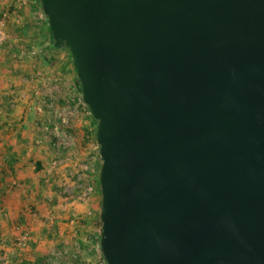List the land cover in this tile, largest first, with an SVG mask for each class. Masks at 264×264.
<instances>
[{"label": "water", "instance_id": "obj_1", "mask_svg": "<svg viewBox=\"0 0 264 264\" xmlns=\"http://www.w3.org/2000/svg\"><path fill=\"white\" fill-rule=\"evenodd\" d=\"M97 120L107 264H264V0H39Z\"/></svg>", "mask_w": 264, "mask_h": 264}, {"label": "crops", "instance_id": "obj_2", "mask_svg": "<svg viewBox=\"0 0 264 264\" xmlns=\"http://www.w3.org/2000/svg\"><path fill=\"white\" fill-rule=\"evenodd\" d=\"M0 16L4 20L7 34L1 48L7 44L15 48V51L20 52L23 49L25 54L34 45L40 46L42 55H45L42 57L43 61L52 62L53 66L57 64V67L64 69L66 67L71 72L72 59L65 48L55 49L50 46L51 32L38 0H0ZM11 47L0 51V107L3 109L0 114V258L5 254L8 258H15V253L21 255L26 249L32 253L38 251L39 240L48 234L52 217H67L71 221L74 219L73 225L77 227L83 220L85 209L91 212V207L94 212L97 205L100 208L101 201L95 189L91 193L89 204L61 197L56 190H52L53 184L48 181L53 176V172H50L52 154L46 149L39 150L38 155L35 154L38 157L34 159L36 165L31 166L39 173V180L36 181L32 176L34 169L30 170L31 167L26 164L29 154L32 153L26 148L27 139H31L28 127L32 121L26 119L31 117L32 109L40 110V105L34 106V101L30 98L34 93L33 89H28L31 92L25 95L26 98L21 100V104L17 103L12 108L11 104L6 103L7 95L12 92L9 81L13 82L14 78L7 61L8 54L12 52ZM70 77V84L77 88V77ZM86 118V124L82 127L89 131L94 120L92 116ZM81 173L84 174V171ZM84 222L86 229H93L94 233L97 231L92 224L88 227V219ZM20 236H24V243L18 246L16 240ZM19 264L31 262L25 260Z\"/></svg>", "mask_w": 264, "mask_h": 264}, {"label": "rangeland", "instance_id": "obj_3", "mask_svg": "<svg viewBox=\"0 0 264 264\" xmlns=\"http://www.w3.org/2000/svg\"><path fill=\"white\" fill-rule=\"evenodd\" d=\"M8 46L11 47L5 44L0 51ZM64 48L68 52V49ZM10 50L12 52L8 54L9 57L7 58L10 66L8 69L14 75V78L12 79L13 82L9 81L11 84L9 89L12 92L7 95L9 103H6L11 104L12 108L17 103L21 104V100L26 98L25 95L33 89L34 93L30 98L34 101V106L40 105V110L32 109L31 117L26 119L29 122L32 121L30 127H28L30 131L28 134L31 139H27L26 146L29 152L32 153L29 154L26 164L29 167L36 165L34 159L38 158L39 150L46 149L50 152V155L52 154L50 172H53V176L48 180L53 184L52 190H56V193L61 197L82 201L77 197L78 191L83 186L90 184L93 188L92 192L95 189L99 198H101L99 192L101 157L95 135L96 124L93 122L89 131L82 127L88 118L86 116L92 115L82 100L80 85L74 88L70 84V80L72 81L70 75L73 78L77 77L73 63L71 64V72H68L66 67L65 69L57 67V64L53 66L52 62L43 61L42 57L45 55H42L40 46L36 45L31 49L34 50L33 53H30L29 50L28 53H23L21 56L20 54L17 55L18 51H15V48L11 47ZM28 89H31V91L28 92ZM62 107L70 108L74 112L66 126L67 132L71 135L70 145L66 147L57 145L50 131L52 122L56 120L53 116V110ZM43 111L44 114H42ZM86 111L88 112L86 113ZM44 126H47V128ZM36 153L37 155H35ZM52 161H56V163L54 164ZM31 169L34 168L31 167ZM35 170H33L32 176L38 181L39 173ZM81 171H84V174ZM71 182L73 183L71 184ZM90 196L91 194L85 200L88 204ZM89 208L91 212L85 209L83 220L88 219V227L92 224L95 226L94 228H97L95 233L93 229H86L83 220L76 227L73 225L75 224L74 219L72 221L69 219L70 222H68L67 217H52L49 225L51 228L47 227L49 228L48 234L40 238L38 251L32 253L26 249L23 250L25 253L21 255L15 253V258L9 257L8 262L5 264H19L25 260H28L31 264H42L51 251L60 252L55 259L56 264H107L99 246L101 227L99 207L97 205V210L95 209L94 212L91 207ZM65 220L67 221L65 222ZM2 262L0 258V264Z\"/></svg>", "mask_w": 264, "mask_h": 264}, {"label": "built area", "instance_id": "obj_4", "mask_svg": "<svg viewBox=\"0 0 264 264\" xmlns=\"http://www.w3.org/2000/svg\"><path fill=\"white\" fill-rule=\"evenodd\" d=\"M7 39V34L4 29V20L0 16V48L1 45L6 41ZM23 50V49H22ZM20 50L18 51V54H23L24 52ZM30 53H33L34 50H30ZM14 55V54H13ZM2 108L0 107V114L2 113ZM73 110L67 107H62V108H56L53 110V116L56 118L55 121L52 122V125L50 126V131L52 132V135L55 138V142L57 145H61L62 147H66L70 145V140H71V135L67 132L66 126L70 120V118L73 115ZM47 128V126H44ZM56 161H54V164ZM93 188L90 184L83 186L77 197H79L82 201H85L88 199L89 195L92 193ZM24 236H20L17 240L16 243L18 246L22 245L24 243ZM59 251H51L50 255L46 257L44 262L42 264H56L55 259L57 255L59 254ZM2 264H5L8 262V256L4 255L2 256Z\"/></svg>", "mask_w": 264, "mask_h": 264}, {"label": "trees", "instance_id": "obj_5", "mask_svg": "<svg viewBox=\"0 0 264 264\" xmlns=\"http://www.w3.org/2000/svg\"><path fill=\"white\" fill-rule=\"evenodd\" d=\"M39 1V0H38ZM50 46L52 47V48H63V47H66L67 49H68V47L66 46V45H64L63 43L62 44H58V45H55L54 44V40L51 38V43H50ZM68 53H69V55H70V52H69V49H68ZM71 56V55H70ZM77 83H78V86L80 85L79 84V80H78V78H77ZM86 107H87V105H86ZM88 108V107H87ZM92 119L94 120V122H95V124H96V122H97V120L95 119V118H93L92 117ZM100 171V170H99ZM99 189H100V187H99Z\"/></svg>", "mask_w": 264, "mask_h": 264}]
</instances>
